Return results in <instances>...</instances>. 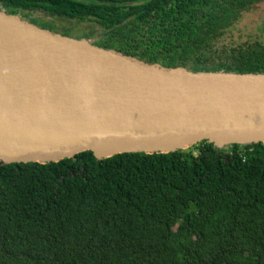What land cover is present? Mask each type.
Listing matches in <instances>:
<instances>
[{"label": "trees", "instance_id": "obj_1", "mask_svg": "<svg viewBox=\"0 0 264 264\" xmlns=\"http://www.w3.org/2000/svg\"><path fill=\"white\" fill-rule=\"evenodd\" d=\"M134 2L102 11L122 38L94 45L166 68L264 73V20L240 27L264 0ZM41 3L71 14V0H0L10 14ZM0 264H264V145L1 166Z\"/></svg>", "mask_w": 264, "mask_h": 264}, {"label": "water", "instance_id": "obj_2", "mask_svg": "<svg viewBox=\"0 0 264 264\" xmlns=\"http://www.w3.org/2000/svg\"><path fill=\"white\" fill-rule=\"evenodd\" d=\"M264 145V73L148 64L0 10V167Z\"/></svg>", "mask_w": 264, "mask_h": 264}, {"label": "flooded vegetation", "instance_id": "obj_3", "mask_svg": "<svg viewBox=\"0 0 264 264\" xmlns=\"http://www.w3.org/2000/svg\"><path fill=\"white\" fill-rule=\"evenodd\" d=\"M97 1V2H96ZM94 2L96 4L94 5ZM92 3L95 9L97 6L104 7V9L98 10V14H92L91 8ZM134 0L127 2V0H71L70 13L65 14H55L54 8H47L46 4L41 3L39 9H16L14 14L8 13V9L0 10L8 15H14L18 18L26 21L27 23L40 28L42 30L49 31L60 36L85 40L91 44H106V43H117L122 37L116 34V29L122 27L121 25H116L109 29H104L103 26L105 21H103L102 11L114 9L115 7H123L127 9L134 5ZM53 12L54 14H52ZM74 12V14H72ZM97 17V18H96ZM109 21H114V18H108ZM106 25V24H105ZM99 28V32L93 33V29Z\"/></svg>", "mask_w": 264, "mask_h": 264}, {"label": "rangeland", "instance_id": "obj_4", "mask_svg": "<svg viewBox=\"0 0 264 264\" xmlns=\"http://www.w3.org/2000/svg\"><path fill=\"white\" fill-rule=\"evenodd\" d=\"M264 20V5L261 6L255 13H253L248 18H245L240 27H245L244 33L247 34L249 32H254L255 27L260 24V22Z\"/></svg>", "mask_w": 264, "mask_h": 264}]
</instances>
